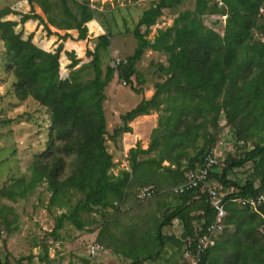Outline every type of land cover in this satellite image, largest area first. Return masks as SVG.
Masks as SVG:
<instances>
[{"label": "trees", "instance_id": "obj_1", "mask_svg": "<svg viewBox=\"0 0 264 264\" xmlns=\"http://www.w3.org/2000/svg\"><path fill=\"white\" fill-rule=\"evenodd\" d=\"M38 1L43 2L48 22L36 13L22 14L20 21L6 19L12 10L3 7L0 39L8 56L6 68L16 79L17 98L23 101L33 97L49 109L50 134L46 147L29 166L30 175L0 188V198L17 201L29 196L38 186H45L52 193L48 211L55 206L67 209L56 215L51 231L56 236L66 221L79 230L89 228L85 213L106 216L109 209L126 211L122 205L134 187L139 186L135 201L138 205L144 204L152 197L141 199L138 192L152 186L153 197L158 195L160 189L152 184L160 183L163 175L178 204L164 214L154 235L152 230H146L142 238L137 235L128 241L129 246L140 249L138 253H125L120 246L119 250L132 258L129 264L163 258L168 264H189L186 254L195 249L200 228L205 230L216 219L217 212L208 193L200 188L182 193L174 189L187 182L191 171L203 167L208 155L218 146L223 137L220 119L225 114L226 126L232 129L230 136L243 152L229 153L210 171L209 184L219 182L227 188L224 197L227 215L224 230L204 254L203 264H264V232L260 230L264 228V204L259 213L235 201L256 197L264 191V15H260L264 0H222V6L211 0H156L132 28L126 27L137 41L133 54L105 69L103 58L109 53L112 26L114 23L118 27V20H100L104 13L93 8L91 0ZM29 2L33 4L36 0ZM188 2L193 7L180 10L171 26L160 28L153 38L149 37L152 26L165 12L184 7ZM208 15L216 16L213 26L205 22ZM222 15H227L225 22ZM29 19H39L48 35L52 34L50 23L59 29H76L77 39L86 40L88 23L94 19L101 22L106 32L94 39L97 42L94 49L87 47L84 62L74 52H67L71 62L65 73L61 67L63 46L48 51L34 42V33L25 37L24 28L19 29V24ZM68 36L71 34L67 32L62 38ZM148 49L168 55V65H160L167 79L156 85L150 99L144 98L121 115L122 124L114 134L132 132L131 121L159 110L163 104L166 106L148 148L143 149L140 144L132 147L129 168L116 175L112 172L113 155L106 143L109 131L104 109L105 89L117 72L124 84L141 93V89L134 87L133 78L145 83L136 65ZM86 70H91L93 76L85 79ZM249 142L252 147L244 149ZM154 152L157 157L150 156ZM165 161L170 164L163 165ZM219 167H222L220 171ZM240 168H246L247 175L232 177ZM167 205L169 209L172 203ZM13 212L2 210L0 214L6 228L10 227L13 216L16 219ZM114 219L112 216L101 225L97 240L111 244L112 231L116 228L111 224ZM176 220L182 226L180 236L174 233ZM96 222L94 219L92 224ZM169 244L174 249L170 255ZM47 252L45 259L48 260ZM0 264L12 263L0 252ZM18 264H24L22 259Z\"/></svg>", "mask_w": 264, "mask_h": 264}, {"label": "rangeland", "instance_id": "obj_2", "mask_svg": "<svg viewBox=\"0 0 264 264\" xmlns=\"http://www.w3.org/2000/svg\"><path fill=\"white\" fill-rule=\"evenodd\" d=\"M156 0H91L92 6L99 7L104 10L110 9L107 6L116 5V9L120 14L126 17L127 24L120 18L118 27L112 26L113 36L111 39V47L109 53L104 55V69L108 65H112L114 57L126 59L133 54L137 41L133 32H127L126 27L132 28L134 23L138 21L143 9L148 8L152 2ZM14 0H0V9L12 4ZM23 2V1H22ZM21 2V4H23ZM19 5V4H18ZM69 5H72L70 2ZM194 4L186 3L184 7L169 10L159 18L158 23L152 26L149 37L153 38L160 28H166L173 24L175 17L179 11L184 8H191ZM104 13V12H103ZM131 14V16H130ZM227 15H222V21L225 22ZM105 22H112V17L104 15L102 18ZM216 16L208 15L205 22L208 26H213ZM118 20V19H117ZM224 23L220 27L223 28ZM19 27V26H18ZM121 32H119V31ZM104 32L105 29H104ZM94 33V32H91ZM88 34V37L91 38ZM95 36V35H94ZM97 36V35H96ZM261 35H259L260 37ZM262 37V36H261ZM95 39V38H94ZM91 39L89 45L94 49L97 42ZM86 44L83 43V47ZM85 49V48H84ZM8 56L4 41L0 39V188L11 185L14 179H19L30 175L29 166L34 161L37 154L41 153L46 147L50 134V112L46 106L40 104L33 97L26 100H19L15 93L14 83L15 77L12 71L6 68ZM68 59L63 58L62 71H67ZM67 64V65H65ZM160 65H168V55L163 52H156L151 49L146 50L142 60L137 63L136 67L145 79V83H139L134 76V87L141 89V93L133 90L131 85L124 84L119 79L118 73L105 89L106 99L104 101V109L107 117V128L109 135L107 138L108 151L113 155L115 166L112 168L114 174H118L122 169L129 168L130 149L138 144L143 149L148 148L151 141V134L158 126L159 117L163 113V104L159 110H152L149 115H142L131 121L132 132L120 133L116 136L115 129L122 124L121 115L134 108L144 98L150 99L156 92V85L167 79V76L161 70ZM85 79L92 77V71H85ZM66 75V74H65ZM221 132L223 137L216 147L217 155L220 161L228 157L229 153L238 155L243 150L236 147L233 138L230 136L231 128L226 126V115L223 114L221 119ZM225 126V127H223ZM223 141V145L220 142ZM251 148L249 142L244 148ZM157 157V152L150 155ZM142 157L146 158L147 155ZM165 161L163 165H169ZM222 167H219L220 171ZM247 168V167H246ZM240 168L235 170L231 176L241 177L247 175V169ZM70 168H67V173ZM160 189L158 195L152 196L144 204L138 205L135 201V192L139 189L134 187L131 190L130 197L122 209H109L106 216H101L98 212L85 213V220L89 221V228L95 231L89 232L77 229L71 222L66 221L62 229L58 230L57 235L53 236L51 231L55 226L56 215L66 211L65 208L55 206L52 211H48L47 205L51 196V192L45 186H38L33 193L26 198H20L17 201L9 200L7 197L0 198V214L3 211L14 210L16 219L13 216L10 227L6 228L3 223V217L0 215V250L2 257L8 259L12 264H18L22 259L24 264H129L132 258L125 255L124 252L138 253L139 248L128 245L130 239H136L137 235L142 238L143 232L152 230L154 235L157 224L163 220L164 214L172 210L178 204L175 195L169 192L170 184L166 177L160 175V183L152 184ZM166 190H161V189ZM170 208L168 209L169 203ZM127 204V205H126ZM7 207V209H5ZM2 209V210H1ZM114 216L115 229L112 231L114 240L111 244L97 240V233L101 225ZM96 223H93V220ZM14 220V221H13ZM178 224L174 233L178 236L182 233V226L178 220ZM263 229V230H261ZM166 230V228L164 229ZM264 232V228H260ZM169 231V230H168ZM235 230H233L234 232ZM168 233V232H167ZM13 237L14 249L8 246V240ZM139 238V239H140ZM220 238V237H219ZM100 243L105 247L93 258H88V249L93 243ZM109 241V240H108ZM114 241V242H113ZM103 242V243H102ZM118 244V245H117ZM11 245V244H10ZM120 246V247H119ZM169 244L168 254L170 255L173 248ZM17 250V252L15 251ZM15 253H14V252ZM47 252L48 260L45 259ZM142 252V251H141ZM168 254L165 256L167 257ZM136 264H168L167 261L160 259L152 261L151 259H142Z\"/></svg>", "mask_w": 264, "mask_h": 264}, {"label": "built area", "instance_id": "obj_3", "mask_svg": "<svg viewBox=\"0 0 264 264\" xmlns=\"http://www.w3.org/2000/svg\"><path fill=\"white\" fill-rule=\"evenodd\" d=\"M214 3L222 6L224 2L222 0H211ZM260 15H264V6L260 8ZM121 61L120 57H114L113 66H116ZM224 146L223 141L220 142ZM216 148L212 151L205 162V165L195 171H191L188 174V180L186 183L175 187L176 193H182L193 188H200L202 192L208 193V199L215 207L217 215L216 219L209 224L205 230L199 231L197 234L196 247L193 251L186 254L189 264H203L204 254L206 251L213 247L219 239L221 233L224 230V218L227 215L225 207L224 197L227 194V188L219 182L209 184V174L212 168L220 161L217 155ZM154 194V187H144L138 192V197L141 199H148ZM236 202H239L243 206H248L254 211L260 213V207L264 204V191H262L256 197L237 198ZM105 247L100 243H93L88 249V258H93L100 251H103Z\"/></svg>", "mask_w": 264, "mask_h": 264}, {"label": "crops", "instance_id": "obj_4", "mask_svg": "<svg viewBox=\"0 0 264 264\" xmlns=\"http://www.w3.org/2000/svg\"><path fill=\"white\" fill-rule=\"evenodd\" d=\"M12 4H8L7 7H10L12 10V13L7 16L6 19H11V20H18L20 21L21 15L22 14H39L45 22H48V14H46L43 10V2L36 0L33 4L29 2V0H14ZM23 1V2H22ZM21 2L23 4H21ZM19 4V5H18ZM96 6V5H95ZM92 6L93 8H98L100 11L104 12V14L100 15V20L103 18L104 15L112 17L113 19H118L119 18L125 23L126 17L120 14V11L116 9V5L112 6H107V8L110 7L108 10L101 9L99 7ZM146 8L143 9V11ZM131 16V14H130ZM48 26L50 30L52 31V34L48 35L47 29L45 28L44 24L39 20V19H29L25 23H20L19 24V29L24 28L25 30V37H27L30 33H34V42L38 44L39 46L43 47L44 49L48 51H53L55 48H57L59 45L63 46V51H62V61L63 58L65 60H69L67 64L71 62L69 56L67 55V52H74L76 54V57L83 59L82 62H84V56L87 47H91L89 45V41L91 39L96 38L97 36L105 33L104 29L105 27L101 24V22L98 19H94L88 23L89 26V36L91 38H87L86 40H79L77 39L79 32L76 29H71V30H64V29H59L56 26L48 23ZM106 31V30H105ZM70 33L71 36L64 37L62 38L63 35L66 33ZM94 32V33H91ZM95 35V36H94ZM97 35V36H96ZM86 44L83 47V43ZM85 48V49H84ZM92 48V47H91ZM65 64V65H67ZM81 64V63H80ZM79 64V65H80ZM76 66L77 67H79ZM67 71H64L65 73H68V68H64ZM130 133V132H129ZM178 226V224H177ZM4 232V231H2ZM13 237L8 240V246L11 250L14 249L13 245ZM11 244V245H10ZM17 252V250L15 249ZM1 252V250H0ZM14 252V251H13ZM15 253V252H14ZM2 255V252H1Z\"/></svg>", "mask_w": 264, "mask_h": 264}]
</instances>
